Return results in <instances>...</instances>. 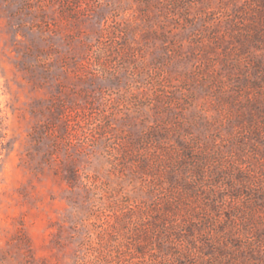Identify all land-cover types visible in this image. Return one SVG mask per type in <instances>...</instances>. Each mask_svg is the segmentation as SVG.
<instances>
[{"label": "rangeland", "instance_id": "rangeland-1", "mask_svg": "<svg viewBox=\"0 0 264 264\" xmlns=\"http://www.w3.org/2000/svg\"><path fill=\"white\" fill-rule=\"evenodd\" d=\"M0 264H264V0H0Z\"/></svg>", "mask_w": 264, "mask_h": 264}]
</instances>
